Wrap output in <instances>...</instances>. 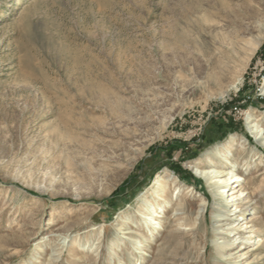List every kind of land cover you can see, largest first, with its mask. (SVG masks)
Instances as JSON below:
<instances>
[{"label": "rangeland", "instance_id": "obj_1", "mask_svg": "<svg viewBox=\"0 0 264 264\" xmlns=\"http://www.w3.org/2000/svg\"><path fill=\"white\" fill-rule=\"evenodd\" d=\"M263 27L264 0H0V264H264V40L214 78L223 33ZM236 141L256 171L229 221L254 236L213 260L226 221L199 163ZM161 183L152 232L136 212Z\"/></svg>", "mask_w": 264, "mask_h": 264}, {"label": "bare ground", "instance_id": "obj_2", "mask_svg": "<svg viewBox=\"0 0 264 264\" xmlns=\"http://www.w3.org/2000/svg\"><path fill=\"white\" fill-rule=\"evenodd\" d=\"M250 15H254V13L252 11L248 12L245 15V17L248 18L250 17ZM236 24L241 28L242 27L241 19H238ZM239 32L240 29L237 28L232 33L229 32L223 33L222 36V41L224 42L223 51L225 54L226 62L221 67V71L219 73L220 75L214 76L216 82H220V81L222 82L224 80L226 73L230 70V65H232V64H228L229 61L231 60L230 58L233 59V57L237 56L242 51L243 48H248L246 54L247 57L250 59L257 54L258 49L261 47L263 43L264 27L261 30H259V34L256 37L249 36L252 34V32H248V34H244V33L240 34ZM209 37H213V36H208L207 39H209ZM242 79H243V75H239L237 78H235L233 84H229L225 88L223 87L224 89L220 93L221 97L232 94L234 91V86L240 84ZM253 121L264 122V112H262L260 115L256 117H252L251 122ZM251 126L252 127L256 126V124H251ZM255 134L258 137V135H260V131L259 132L257 131V133ZM260 138H261V142H263L264 144V132L262 133ZM245 151H246V147L243 144V142L236 141L235 144H231L225 147L223 150L218 151L214 155L215 158L206 157L205 162L199 163V168L202 170L200 172V175L207 178L209 187L211 189L210 191L214 193V196L219 201V210L217 212L216 220L226 221L225 224L217 226V228L221 229L220 231H217L216 233L217 235L224 234L223 232L224 230H227L226 232L227 235H225V240L220 245L218 244V242L216 243V247L218 249L217 253L216 255L214 254L215 256H212L210 258L213 260L214 259L216 260V256L221 258V260L227 259V257L230 255V251L237 242H239L241 248L245 249L246 246H244V244L250 243L252 237L254 236L253 233H249L248 235L246 234V232H244L246 230L244 229V227L248 228V225L244 226L245 223L241 227H239L240 226L239 223L236 224L233 221L231 222L229 221L232 220L233 217H235L234 214H236L237 212L240 211L241 212L240 214H243L244 211L246 210V209H242L244 206H246V204H243V201L248 195L245 194L246 188L244 187L243 183L246 182L248 180V177H250L252 173L256 171V169L254 171H251L252 163L249 162V160L247 159L245 161L247 166L245 165L246 167L243 169V173L238 172L239 167L236 165L237 164L236 161L242 158ZM254 156L255 155H252L250 157L251 160L254 159ZM177 180L178 178L176 179V181ZM163 181L165 183L166 179L164 178ZM165 187H166L165 184L163 183L159 184L157 189L152 194L154 196L153 201L145 200L141 208L136 212L137 220L140 221L141 224H144L146 226L145 228L147 229L152 228V230H150L152 232L155 229L158 230L161 228L158 226L160 224V221L158 219L161 218V210L164 208L163 206L164 204H166L168 200V191L166 190V188L168 187L166 188ZM156 197L158 199H156ZM230 201L237 204V208L234 210L235 213H232V210L231 212L228 210V205ZM207 205H208V201L204 197L201 203L199 204V209L197 211L196 217L194 218V220L190 222L191 228L188 232L194 236L197 235L199 227H201L206 220L205 211L207 209ZM188 219L189 218L187 217L185 218V220ZM127 223L131 225L130 229H132L134 223L133 224H131V222H127ZM197 223L199 227L196 228ZM180 225H187V224L182 223ZM128 232L136 234V231L134 230H130ZM181 234L183 235L184 232H182L179 228L172 229L167 234V238L171 239V241L175 243L173 246L174 253H176L178 249L184 248V244H181V242H176L175 240L176 238H178V236L180 238ZM137 236L143 237L144 234L142 232H137ZM138 239L139 238L136 236L131 238V244L133 245V247H136V245H141V241H138ZM14 240L17 241L18 243L20 241L19 237L17 236L14 237ZM187 252L188 250L185 253ZM201 258L205 259L206 261V257L204 253H202ZM52 260L53 258L49 257L48 264H51ZM239 260H240V256L237 259V263H239ZM218 263L222 264V261Z\"/></svg>", "mask_w": 264, "mask_h": 264}, {"label": "trees", "instance_id": "obj_3", "mask_svg": "<svg viewBox=\"0 0 264 264\" xmlns=\"http://www.w3.org/2000/svg\"><path fill=\"white\" fill-rule=\"evenodd\" d=\"M262 51H264V44H263V46H262V49H261ZM185 145H186V143H185ZM184 147H186V148H188V146L186 145V146H184ZM180 170L181 169H177L176 170V172L182 177V172H180ZM186 174L187 175H189V176H191V174H190V172H186Z\"/></svg>", "mask_w": 264, "mask_h": 264}]
</instances>
